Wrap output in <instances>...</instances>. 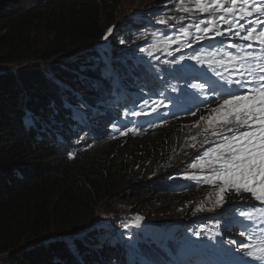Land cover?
Listing matches in <instances>:
<instances>
[{"label": "trees", "instance_id": "16d2710c", "mask_svg": "<svg viewBox=\"0 0 264 264\" xmlns=\"http://www.w3.org/2000/svg\"><path fill=\"white\" fill-rule=\"evenodd\" d=\"M122 1L0 0V65L47 63L13 74L0 70V264H194L191 244L203 240L220 249L202 232L183 242L148 235L121 244L93 225L107 199L186 198L196 180L193 165L204 162L197 151L201 145L208 150L203 139H211L208 126L187 123L202 108L220 110L229 90L244 91L225 82L259 77L245 70L255 54L235 42L241 41L234 33L242 13L225 14L229 26L219 8L201 13L197 0H165L150 6L160 9L159 24L130 17L117 32L120 38L137 30L140 38L174 39L171 48L180 49L174 59L143 52L141 59L122 53L115 59L99 42ZM205 27L213 30L205 35ZM189 95L210 99L187 105ZM180 179L186 188L173 190ZM197 187L204 204L214 200L207 183ZM217 215L194 221L205 225ZM76 233L83 234L66 238Z\"/></svg>", "mask_w": 264, "mask_h": 264}, {"label": "rangeland", "instance_id": "374dc122", "mask_svg": "<svg viewBox=\"0 0 264 264\" xmlns=\"http://www.w3.org/2000/svg\"><path fill=\"white\" fill-rule=\"evenodd\" d=\"M163 1L165 0H123L117 16V21L111 27V34H109L108 31L105 35L107 39L104 37L99 42V45L107 51H115V59L121 55V53L123 56L128 55V57L132 56L133 58L141 59V56L138 55L140 52L146 53L148 58L156 57L162 60L166 55H169V58H174L179 52V50H175L170 46V43L174 41V39H172L171 42L168 41L167 38L166 40H163V35L160 37L140 38L141 31L138 32L137 30H134L132 38H120L117 34L119 30L124 28L126 20L130 17L135 18L136 21L144 20L147 24H159V19L156 17L158 13L156 11H160V9L156 10V7ZM155 4L157 5L156 7H150ZM148 8L152 10H148ZM151 11L152 15L148 14V12ZM258 25L259 24L256 26ZM136 38L138 39L136 40ZM139 40L142 41L141 44H139ZM44 64L47 63H44L43 61L30 60L22 65H0V70L13 74L22 69L23 66H36L38 68H42L44 67ZM221 105L220 110H217V107H210V109L205 112L200 113L201 111H199V121L197 119L193 122L187 123V125H194L197 122H200L206 126L209 125L213 130V133L234 132L232 135H237L241 126L236 124L235 116L229 115L228 109L221 107ZM26 111L28 112V110ZM229 128H231L232 131H229ZM233 142L235 143V141ZM223 148L224 144L221 143L218 145V155H220ZM201 149L202 148H200V150ZM124 151L129 153V150ZM200 167L201 165L196 169H200ZM176 194H156L143 199L142 201H137V204L133 202L131 199L132 197H130L129 200L121 197L107 199L102 202L100 207L97 209L93 225L99 230L106 229V231L112 233L115 240L119 241L121 244H137V242L144 241L148 235H160L158 234V230L163 233L164 230L171 229L172 225H177L181 221H189L194 216H196L197 219L201 217L199 214H203V216H205L204 214H209L215 210L209 206L197 210L200 202H202L199 190L189 193L188 196L183 199L177 198ZM246 202H253V200H251V198H247ZM220 204L222 203H217L213 207ZM129 224H132V226H129ZM93 228L94 227L91 229ZM88 230H86V232ZM147 232L150 234H147ZM177 232L178 231H176L175 234H177ZM83 233L79 235H82ZM225 234L227 237H233L234 235L228 230L225 231ZM79 235L75 234V237ZM208 250V248L203 249L204 252ZM125 252H127V249ZM10 256H7V258Z\"/></svg>", "mask_w": 264, "mask_h": 264}, {"label": "snow or ice", "instance_id": "6c2138e0", "mask_svg": "<svg viewBox=\"0 0 264 264\" xmlns=\"http://www.w3.org/2000/svg\"><path fill=\"white\" fill-rule=\"evenodd\" d=\"M226 3L229 4L228 7H225ZM238 4L249 7L237 9ZM261 5H264V0H260V4H257L256 0H211L209 6L205 5V0H197V8L201 13L212 12L214 14V10L219 8L221 10L219 19L229 26L231 21L227 20L225 14L235 15L236 11H240L242 15L239 19H244V14L247 17L253 16L254 13L251 8L254 7L255 13L258 14L257 19L249 21L253 27L247 29L242 38L247 41L258 39L264 45V27H261L259 31L256 27L257 24L264 25V6ZM207 23H211V21ZM195 27L199 29V22L196 23ZM212 30L205 27L201 31L206 35ZM111 32L112 29H109V34ZM253 33H256L255 37ZM217 34L221 33L217 30ZM234 34L240 35L239 32ZM195 39L200 40L201 37L198 36ZM225 83L229 85V89L235 83L238 89L244 91L233 92L229 90L228 95L231 98L226 97L221 107L227 108L229 115H235V122L238 126H246L248 130L232 138L224 137L225 140L232 139L235 143L228 145L230 152L227 156L221 155L217 158L216 162L219 163L220 167L216 173L225 176V186H233L237 192L241 189L249 192L257 201L264 204V74L259 75L258 78L254 77L252 80ZM135 115H139V113H135ZM256 125L259 127H255ZM228 130L232 131L231 128ZM224 192L225 187L220 188L219 199L216 203L223 202ZM261 211L264 213V209ZM240 215L252 220V216L248 212H241ZM251 235L254 243L245 242L243 245L245 249H250L246 255L257 261L258 264H264V237L257 240L254 234Z\"/></svg>", "mask_w": 264, "mask_h": 264}, {"label": "bare ground", "instance_id": "6f19581e", "mask_svg": "<svg viewBox=\"0 0 264 264\" xmlns=\"http://www.w3.org/2000/svg\"><path fill=\"white\" fill-rule=\"evenodd\" d=\"M115 55V54H114ZM118 61V60H117ZM111 106V105H110ZM107 107V106H106ZM96 113V112H95ZM109 114V113H108ZM103 115V114H102ZM97 121V120H96ZM94 122V121H93ZM96 123V122H95ZM93 124V123H92ZM95 127V126H94ZM93 127V128H94ZM90 130H92V129H90ZM88 132H90V131H88ZM87 132V133H88ZM86 133V132H85ZM184 133V132H183ZM89 134V133H88ZM185 134V133H184ZM86 137H89L90 138V136H87L86 135ZM169 139V138H168ZM150 144V143H149ZM144 156V155H143ZM136 159V158H135ZM138 160V159H137ZM198 179H199V177H198V175H196V180H195V184H193L192 186L194 187V189L192 188V189H189L188 188V193H191V192H195V191H197V190H199V188L197 187V185H199L198 184ZM168 183V182H167ZM183 183H184V181L182 180V179H180V180H177L176 182H175V185H174V187H173V190H175V191H180V190H183V189H185L186 188V185H183ZM214 184V185H213ZM166 185V183L163 185V186H165ZM212 185L213 186H215L216 185V182H213L212 183ZM212 185L211 184H208V186L209 187H211L212 188ZM166 186H168V185H166ZM218 186V185H217ZM216 188H219V187H216ZM228 188H231V186L229 185V187ZM213 191H216V189H212ZM173 193V192H172ZM176 194V193H175ZM171 195H173V194H171ZM201 195V194H200ZM225 199H223V202H222V204H220L219 205V208H220V211H224L225 210V208H236L237 206H238V204L243 200V196L242 195H240V194H238V193H236L234 190H231V189H229V192H226L225 194ZM229 197V198H228ZM214 199H216V198H214ZM231 199L232 200H234V201H231ZM202 200V202H203V204H202V202H201V206H200V209L201 208H203V207H207V206H209V203L208 204H204V202H205V200H204V198H202L201 199ZM197 210H199V209H197ZM199 215H201V217H203V218H206V217H213L214 215L213 214H211V213H207V214H204L205 216H203V214H199ZM190 221V220H189ZM189 221H181V222H179L177 225H172V226H174L175 227V229L172 231V234H175V232L176 231H180V229L182 228V227H185L188 223H189ZM210 220H207L206 221V223H208ZM216 218L212 221V223H213V225L214 224H216ZM170 230V229H169ZM195 231V229H193V230H189V232L188 233H192V232H194Z\"/></svg>", "mask_w": 264, "mask_h": 264}, {"label": "water", "instance_id": "95a60500", "mask_svg": "<svg viewBox=\"0 0 264 264\" xmlns=\"http://www.w3.org/2000/svg\"><path fill=\"white\" fill-rule=\"evenodd\" d=\"M76 234H78V233H76ZM71 237H75V234H72V235H70V236H68L66 238H71Z\"/></svg>", "mask_w": 264, "mask_h": 264}]
</instances>
